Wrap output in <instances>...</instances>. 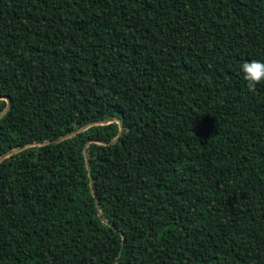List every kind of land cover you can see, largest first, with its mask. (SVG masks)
I'll list each match as a JSON object with an SVG mask.
<instances>
[{"label": "trees", "instance_id": "obj_1", "mask_svg": "<svg viewBox=\"0 0 264 264\" xmlns=\"http://www.w3.org/2000/svg\"><path fill=\"white\" fill-rule=\"evenodd\" d=\"M252 59L264 0H0V264H264Z\"/></svg>", "mask_w": 264, "mask_h": 264}, {"label": "clouds", "instance_id": "obj_2", "mask_svg": "<svg viewBox=\"0 0 264 264\" xmlns=\"http://www.w3.org/2000/svg\"><path fill=\"white\" fill-rule=\"evenodd\" d=\"M239 72L248 89L254 91L258 84L264 83V60L243 61L239 65Z\"/></svg>", "mask_w": 264, "mask_h": 264}, {"label": "water", "instance_id": "obj_3", "mask_svg": "<svg viewBox=\"0 0 264 264\" xmlns=\"http://www.w3.org/2000/svg\"><path fill=\"white\" fill-rule=\"evenodd\" d=\"M8 100V99H7ZM8 106V105H7ZM7 109V107L2 111V113L3 112H5V110ZM1 113V114H2ZM1 114H0V116H1ZM107 122H109V120H104V121H97V122H94V123H107ZM117 122L119 123V125L121 124L120 123V120H118L117 119ZM90 124H92V123H90ZM90 124H87V125H85L84 127H82V128H80V129H77V130H75V131H73V132H71V133H69V134H66V135H64V136H62V137H60V138H58V139H56L55 141H60L61 139H63V138H66V137H68V136H71L72 134H74V133H76V132H78V131H80V130H82V129H84V128H86L88 125H90ZM120 131H121V126H120ZM119 136V135H118ZM47 144V143H50V141H45V142H42V144ZM19 149H21V148H19ZM11 152H9L8 154H10ZM8 154H6V155H8ZM84 156H85V161H86V166H87V169H88V172H89V160H88V155H87V152L84 150ZM89 177H90V180H91V176H90V173H89ZM92 185V184H91Z\"/></svg>", "mask_w": 264, "mask_h": 264}]
</instances>
